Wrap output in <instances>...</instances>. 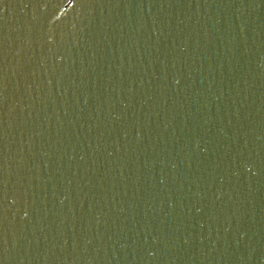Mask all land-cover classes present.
Segmentation results:
<instances>
[{"label":"water","instance_id":"obj_1","mask_svg":"<svg viewBox=\"0 0 264 264\" xmlns=\"http://www.w3.org/2000/svg\"><path fill=\"white\" fill-rule=\"evenodd\" d=\"M0 264H264V0H0Z\"/></svg>","mask_w":264,"mask_h":264}]
</instances>
